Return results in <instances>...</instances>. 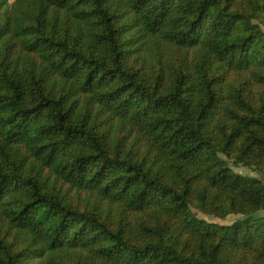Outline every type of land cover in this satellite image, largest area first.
I'll return each instance as SVG.
<instances>
[{
  "label": "trees",
  "instance_id": "1",
  "mask_svg": "<svg viewBox=\"0 0 264 264\" xmlns=\"http://www.w3.org/2000/svg\"><path fill=\"white\" fill-rule=\"evenodd\" d=\"M228 160L264 163V0H0V264H264Z\"/></svg>",
  "mask_w": 264,
  "mask_h": 264
},
{
  "label": "rangeland",
  "instance_id": "2",
  "mask_svg": "<svg viewBox=\"0 0 264 264\" xmlns=\"http://www.w3.org/2000/svg\"><path fill=\"white\" fill-rule=\"evenodd\" d=\"M224 158V157H223ZM229 165L231 166V169L240 175L243 176H250V177H255V178H259L261 180H263L264 182V163L260 166L261 170H254V169H248L246 167H242L239 164H236L234 161H230L228 160ZM198 216H200L201 218H204L207 221H217L218 219L213 218L211 215H207V214H198ZM236 216V215H234ZM234 217L233 216H228L226 219L227 220H232ZM219 222H222V220H219ZM222 223H229L228 221H224Z\"/></svg>",
  "mask_w": 264,
  "mask_h": 264
}]
</instances>
